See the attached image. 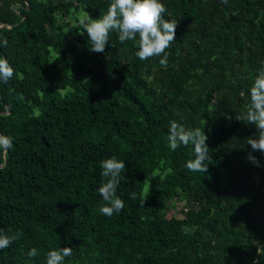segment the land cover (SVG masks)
<instances>
[{"label":"trees","instance_id":"trees-1","mask_svg":"<svg viewBox=\"0 0 264 264\" xmlns=\"http://www.w3.org/2000/svg\"><path fill=\"white\" fill-rule=\"evenodd\" d=\"M110 2L0 0L14 69L0 83V135L13 141L0 150V231L16 233L0 264H44L65 246V264H264V155L236 119L264 61V0H164L177 22L165 66L116 31L88 50L80 15ZM172 120L204 131V172L183 167L190 146L168 149ZM109 157L125 161L124 207L104 216Z\"/></svg>","mask_w":264,"mask_h":264},{"label":"clouds","instance_id":"clouds-1","mask_svg":"<svg viewBox=\"0 0 264 264\" xmlns=\"http://www.w3.org/2000/svg\"><path fill=\"white\" fill-rule=\"evenodd\" d=\"M167 9L164 0H111L106 11L98 18H90L87 12L80 15L78 24L87 34L88 50L103 52L109 43V33L116 31L117 39L123 43L131 41L135 45V56L143 61L151 57H159L158 63L165 66L168 52L166 49L174 41L176 21L166 18ZM7 38L0 36V48L6 47ZM51 63V62H50ZM14 69L6 57L0 56V83H7L13 77ZM243 95V93H241ZM248 102L246 110L236 115V119L247 121L258 130L256 138H250L247 144L252 151L264 155V61L258 69L247 90ZM167 147L175 151L181 146L191 147V157L184 162L183 167L190 172H204L211 160L210 150L206 144V135L199 128L188 129L181 122L169 121L167 129ZM13 147L11 137L0 135V150L6 151ZM247 160L259 167L260 162L251 153ZM100 176L104 182L97 191L105 202L100 208V214L112 216L119 214L124 207V201L116 194L120 182L121 170L125 169V161L109 157L100 161ZM136 193L129 196L135 197ZM144 205V200L140 201ZM16 239V233L9 230L0 231V250L6 249ZM37 249L31 247L26 255L29 258L37 256ZM72 248L57 247L46 252L44 264H65V258L71 257Z\"/></svg>","mask_w":264,"mask_h":264}]
</instances>
